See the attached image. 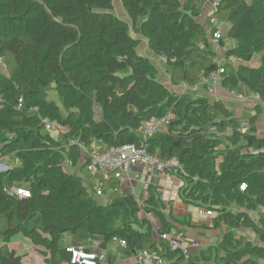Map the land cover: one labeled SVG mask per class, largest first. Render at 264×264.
<instances>
[{"label":"trees","instance_id":"obj_1","mask_svg":"<svg viewBox=\"0 0 264 264\" xmlns=\"http://www.w3.org/2000/svg\"><path fill=\"white\" fill-rule=\"evenodd\" d=\"M119 1L128 20L112 12L113 0H0V264H22L9 247L15 235L40 251L42 264H71L67 239L106 250L107 264L143 250L159 264H264L263 109L254 103L252 114L234 116L199 85L222 67L221 87L264 101V0H218L203 22L204 0ZM211 18L227 26L225 37L212 38ZM141 38L162 58L171 86L196 88H168L158 66L139 54ZM214 40L224 48L222 62ZM256 55L258 66L250 64ZM167 114L166 129L143 141L141 123ZM44 118L63 129L46 131ZM79 144L99 152L135 144L162 161L175 158L178 197L214 213L211 224L175 215L173 200L152 183L138 204L117 179L87 171ZM95 182L105 203L94 198ZM15 187L29 195L5 191ZM190 231H217L219 240L200 247L186 238ZM164 233L195 245L172 249ZM113 238L125 242L115 253Z\"/></svg>","mask_w":264,"mask_h":264},{"label":"built area","instance_id":"obj_2","mask_svg":"<svg viewBox=\"0 0 264 264\" xmlns=\"http://www.w3.org/2000/svg\"><path fill=\"white\" fill-rule=\"evenodd\" d=\"M218 5V0H213L210 4V11H213ZM209 11V12H210ZM224 23L217 21L215 18L209 20L208 32H211L212 38L219 39L222 36L221 27ZM0 65L2 60L0 58ZM223 72V68L219 67L216 71L210 73L208 76L201 78L199 85L206 89L207 93H211L216 86L219 85L220 76ZM196 87H191L186 83H181L177 86L178 93H184L189 90H194ZM230 95L235 97L239 101L251 100L254 103H259L264 112V101H262L257 93L241 94L229 91ZM171 115L167 114L161 118H151L149 121H144L138 127L137 131L142 136L143 141L151 137L157 132H162L166 129L167 124L171 119ZM46 131L56 133L61 128L56 121L48 120L47 118L41 119ZM245 123H242L238 130L243 129ZM82 152H85L84 162L86 163V169L90 174L107 178L112 176L120 182L121 188H128L129 192L135 195V198L140 204L141 198L137 197L133 186V180L140 177L139 173L133 171L136 167H141L143 172L148 176L151 175H169L172 176V168L178 166V162L175 158H170L166 161H162L156 154L148 153L145 146H137L135 144H123L120 146H114L108 148L104 152H99L96 148L88 151L82 144H79ZM71 163L66 161V166ZM6 166L4 164H1ZM3 169V170H4ZM244 185L240 188L243 189ZM93 193L96 196H102V190L98 182H95L93 186ZM8 194H16L18 196H28L29 192L25 189L15 187L12 189L5 188ZM161 237L168 241L169 246L172 249L182 248L183 252H187V247L195 244H189L178 233H164ZM118 244L124 246L125 242L118 238H113L111 247ZM96 246V243H94ZM67 251L70 252L71 264H107V252L106 250H99L91 248L82 244H69ZM133 263L152 264L161 263V259L155 252H149L146 250L136 253L133 257Z\"/></svg>","mask_w":264,"mask_h":264},{"label":"crops","instance_id":"obj_3","mask_svg":"<svg viewBox=\"0 0 264 264\" xmlns=\"http://www.w3.org/2000/svg\"><path fill=\"white\" fill-rule=\"evenodd\" d=\"M204 4H205V0L202 6L201 13L203 12V9L204 10L207 9L208 11L206 15L203 17V19L207 16V14L210 11L209 3H207L205 6ZM207 5L208 7H206ZM226 28L227 26H225V29ZM228 43L230 44V46L233 45L232 41H229ZM252 60H254V63L252 65L258 66L260 62V56L256 55ZM166 85L168 88H171L172 90L177 91V86L173 87L170 84H166ZM199 92H202V91H199ZM210 96L215 99H222L227 105V107L233 112L234 116L243 117L245 115L253 113V110H252L253 109L252 107L254 105L253 101L251 100L239 101L235 97L231 96L229 91L221 87V85L216 86L215 89L211 92ZM257 126H258V129L260 127H264V114L259 117V120L257 121ZM260 135H264V134H260ZM133 171H136L140 175L138 179L133 180V185L136 184L135 185L136 188L134 189H135V193L137 197L142 199L146 196L145 188L148 183H152L158 189V191L161 189V190H164L165 192L167 191L170 192L171 189L170 187L167 186V184L168 182H174L176 183V186H175L176 192L174 196L169 198L173 200V208H172L173 213L178 216L189 215L191 224H206V225L211 224V218L214 216V213L209 212L203 208L194 207L191 205H185L181 202L180 198L178 197V193H177L178 187L181 185V182L175 176L173 175L172 176H169V175L148 176L147 174L143 172V169L141 167H136ZM160 180L163 181L164 183L163 185L159 184ZM138 188L140 191L138 190ZM198 232L196 233L192 231L187 232L188 236L186 238L193 241L195 244H198L200 247L207 246L209 244H215L219 240L218 236H216L217 235L216 233L212 234L215 236L211 237L207 235L206 233L203 235V233L200 234ZM206 237H209V238H206ZM112 249L114 250V248L111 247V250ZM127 261H128V264H133V259H127Z\"/></svg>","mask_w":264,"mask_h":264},{"label":"rangeland","instance_id":"obj_4","mask_svg":"<svg viewBox=\"0 0 264 264\" xmlns=\"http://www.w3.org/2000/svg\"><path fill=\"white\" fill-rule=\"evenodd\" d=\"M213 0H205V4L204 6L209 3V5L211 4ZM208 7V5L206 6ZM202 10V9H201ZM207 9H203V12L200 14V16L197 18L199 22H203V17L206 15L207 13ZM113 13H115L116 15L122 17V18H125L128 20V17L126 16L122 6H121V3L119 0H113V10H112ZM225 24L222 25L221 27V33L223 35V37H225ZM216 40H214L212 43L215 47V51H216V61L217 62H221L223 61V51H224V48H221L218 46V44L215 42ZM139 54L147 57L152 63H154L155 65L158 66L159 68V78L162 82L166 84H169V82L166 80V75L164 74L163 72V66H162V58H155L151 55V53L149 52L148 48H147V44L146 42L141 38V42L137 48ZM254 63V60H252L250 62V64H253ZM0 69L3 70L5 69L4 67L0 66ZM168 82V83H166ZM196 95H207L205 94L204 92H195ZM49 96L52 97L54 100H56V97H55V93L50 90L49 92ZM258 133L260 134H264V127H260L258 129ZM2 158V156L0 155V159ZM3 163L0 162V170H3L4 169V166L1 165ZM66 169L68 170H72L71 166H67ZM175 180V179H174ZM133 182V181H132ZM160 185H163V181L160 180L159 182ZM136 184H134V188H136L135 186ZM168 187H170L171 191L170 192H165L164 190H159L162 197L165 199V200H168L170 197L174 196L175 195V190H176V183L174 182H168L167 184ZM122 190L124 192H129V189L128 188H122ZM139 190V188H138ZM140 191V190H139ZM95 200L98 202V203H105L107 201V198L106 196H95L94 197ZM170 200V199H169ZM139 218H143V217H147L149 218L154 224H156V218L153 216V215H148L142 211L139 212ZM217 233V231H216ZM207 235L213 237L215 235H212L211 231H207L206 232ZM206 238H209V237H206ZM194 240V239H193ZM67 244H76V243H72L70 239H67L65 240ZM9 247L10 248H13L18 254H22L23 255V259H22V264H42V260H43V256L41 255L40 251L35 247L33 246L30 241L26 238H24L22 235H15L11 241H10V244H9ZM113 252H115V250L112 249ZM112 264H128V261L127 260H120L119 257H117V260L115 262H113Z\"/></svg>","mask_w":264,"mask_h":264}]
</instances>
